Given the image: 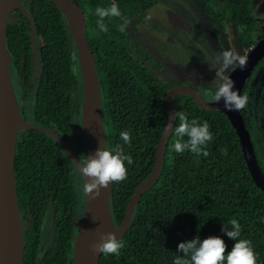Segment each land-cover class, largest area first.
<instances>
[{"label": "trees", "instance_id": "obj_1", "mask_svg": "<svg viewBox=\"0 0 264 264\" xmlns=\"http://www.w3.org/2000/svg\"><path fill=\"white\" fill-rule=\"evenodd\" d=\"M20 1L24 9L15 7L10 12L5 41L21 114L52 128L83 159L82 85L72 33L52 0ZM79 1L100 81L105 141L109 148L123 146L133 158L127 165V179L110 184L111 212L118 225L135 187L153 169L168 115L165 93L169 84L160 81L151 68L160 63L130 33L155 0ZM197 1L214 29L231 24L244 48L264 33L253 0ZM112 3L119 6L122 17L106 19L108 31L101 32L95 9ZM204 88L205 93L215 91L209 85ZM173 103L175 113L183 111L190 120L208 122L213 134L207 145L209 155L175 153L172 145L178 120H174L159 176L141 194L130 225L119 238L124 247L119 255L101 253L98 264H173L176 256L183 255L177 252L179 243L196 237L220 236L231 251L236 241L222 228L232 219L241 225L239 239L249 240L257 264H264V190L249 171L229 118L223 111L201 108L184 93L175 96ZM122 131L130 133V146L120 139ZM14 170L23 264H73L72 238L83 210V195L76 189L80 179L76 165L55 137L27 127L18 132ZM47 222L51 233L46 240L43 226Z\"/></svg>", "mask_w": 264, "mask_h": 264}, {"label": "water", "instance_id": "obj_2", "mask_svg": "<svg viewBox=\"0 0 264 264\" xmlns=\"http://www.w3.org/2000/svg\"><path fill=\"white\" fill-rule=\"evenodd\" d=\"M63 12L69 29L72 33L82 85V99L80 108L81 129L85 142L86 155L94 154L99 147L104 146L105 124L103 120V106L100 81L93 51L86 33V18L79 0H52ZM22 9L20 0H0V214L6 208H12L20 217L17 200L16 180L14 170V156L18 132L21 128L34 127L48 132L61 143L70 159L79 163V158L72 147L52 128L42 127L32 122L31 117L25 119L20 111L19 100L13 77L10 70V55L5 41L6 24L10 12L15 8ZM34 37V36H33ZM248 57V64L244 70L237 69L229 73L235 82V89L242 93L243 86L258 61L264 56V34L244 54ZM187 94L204 109L223 111L229 118L237 133L249 171L256 184L264 190V170L258 160L251 135L242 118L241 112L230 111L224 107V102H214L207 99L198 85L174 84L166 90L165 106L167 121L159 139L155 162L152 171L134 189L128 201L121 222L116 225L111 212L110 186L102 190L100 196L92 198L83 196V211L80 219H76V232L73 235V264H98L101 253H95L92 246L100 242L101 237L108 232H114L121 238L130 225L135 204L141 194L156 181L159 176L165 147L172 130L175 119L170 116L175 114L173 99L179 94ZM22 119L23 124L16 125V120ZM74 163V162H73ZM75 164V163H74ZM76 165V164H75ZM112 225L100 230L102 223L107 218ZM21 223V240L18 255L14 264H23V235ZM0 235L2 230L0 226Z\"/></svg>", "mask_w": 264, "mask_h": 264}, {"label": "clouds", "instance_id": "obj_3", "mask_svg": "<svg viewBox=\"0 0 264 264\" xmlns=\"http://www.w3.org/2000/svg\"><path fill=\"white\" fill-rule=\"evenodd\" d=\"M95 15L98 17L97 25L101 32L108 31L106 19L122 17L116 3H112L109 7H97ZM127 23L125 20V25ZM205 62L210 65V71L215 70V78L212 82L215 91H208L205 95L214 102L223 100L224 107L230 111L244 110L248 104V96L235 89V82L229 73L237 69L244 70L248 64L247 55L240 54L231 48L222 49L215 52L212 61L205 60ZM172 119L178 120L174 128L176 139L172 150L178 154L188 151L196 156L207 157L209 155L207 145L213 140L208 122L200 123L196 119L190 120L183 111L170 116L169 127H171ZM120 139L124 144L131 145V135L128 131H122ZM73 162L76 164L80 177L76 185L77 191L86 197L91 195L94 199L100 196L102 190H107L110 184L127 179V165L133 163V158L125 153L123 146L116 145L114 148H109L104 141V146L97 148L94 154L80 158L79 163ZM229 225H225L222 231L236 241L231 251H227L228 246L220 236H209L203 240L196 237L179 243L177 252L183 255L176 256L173 264H225V261L226 264H257L251 242L239 239L241 236L239 221L232 219ZM123 247L124 244L117 238L116 233L108 232L101 237L100 242L92 246V250L104 255H119Z\"/></svg>", "mask_w": 264, "mask_h": 264}, {"label": "rangeland", "instance_id": "obj_4", "mask_svg": "<svg viewBox=\"0 0 264 264\" xmlns=\"http://www.w3.org/2000/svg\"><path fill=\"white\" fill-rule=\"evenodd\" d=\"M253 11L264 30V0H253ZM144 14L145 22L138 25L137 34L144 36L152 55L161 60L166 73L177 83L213 87L215 70L210 71L205 60L212 61L215 52L222 49L246 52L237 42L233 27L227 23L222 30L214 29L197 0H155ZM257 66L255 69H262L259 92L250 108L253 116H247L243 110L241 114L264 167V57ZM155 75L160 81L167 79ZM50 233L51 225L47 222L43 226L44 239H49Z\"/></svg>", "mask_w": 264, "mask_h": 264}, {"label": "bare ground", "instance_id": "obj_5", "mask_svg": "<svg viewBox=\"0 0 264 264\" xmlns=\"http://www.w3.org/2000/svg\"><path fill=\"white\" fill-rule=\"evenodd\" d=\"M16 125L23 124L22 119L16 120ZM100 230H105L112 225L108 217L102 223ZM0 264H14V258L18 255L19 242L21 240V223L17 212L12 208H6L0 214Z\"/></svg>", "mask_w": 264, "mask_h": 264}, {"label": "flooded vegetation", "instance_id": "obj_6", "mask_svg": "<svg viewBox=\"0 0 264 264\" xmlns=\"http://www.w3.org/2000/svg\"><path fill=\"white\" fill-rule=\"evenodd\" d=\"M146 10V9H145ZM145 10H144V12H145ZM144 12H143V16L140 18V20H139V22L133 27V29H130V33L132 34V36L134 37V38H138L144 45H145V47L149 50V52L151 53V51H150V47H149V45L147 44V42H146V40L144 39V36L142 37L141 35H138L137 34V28H138V25L139 24H142V23H144L145 22V19H146V15L144 14ZM227 24V23H226ZM226 24H225V27H226ZM230 24V23H229ZM261 24H262V21H261ZM231 25V24H230ZM224 27V28H225ZM224 28H219L218 30H222V29H224ZM233 31H234V29H233ZM234 33L236 34V37H237V33L234 31ZM33 34V33H32ZM264 34V33H263ZM237 42H238V40H237ZM32 43H33V50H34V53H35V64H36V69H37V75H39V65H38V58H37V53H36V47H35V38L34 37H32ZM239 43V42H238ZM255 44V43H254ZM253 44V45H254ZM239 45L241 46V48H243V49H246V52L249 50V48H244L240 43H239ZM252 45V46H253ZM245 52V53H246ZM244 53V54H245ZM243 54V55H244ZM151 55H152V53H151ZM155 57V56H154ZM264 57V56H263ZM262 57V58H263ZM156 58V57H155ZM261 58V59H262ZM261 59L258 61V63L261 61ZM156 60L160 63V66L159 67H156V68H154V67H152L151 66V68H153V71H154V75L155 74H158V75H164V76H167V79H164L163 81L164 82H166V83H170L169 81H172V80H174L172 77L173 76H171L170 74L168 75L167 73H166V70L164 69V64L161 62V60H158L157 58H156ZM258 63L255 65V67L258 65ZM255 67H254V71L252 70V72H251V74L249 75V77L247 78V80H246V82H245V84H244V86H243V89H242V94H246L247 96H248V104H247V106H246V108L243 110L245 113H246V115L247 116H253V115H251L250 114V108H251V104H252V101L256 98V96H257V93L259 92V82L261 81V78H260V76H261V69L262 68H259L258 70H257V68L255 69ZM258 67V66H257ZM156 76V75H155ZM157 77V76H156ZM158 78V77H157ZM159 79V78H158ZM174 84H178L175 80L172 82V84H169V87L170 86H172V85H174ZM205 87V86H204ZM168 89V88H167ZM201 89V91L203 90V91H205V88H200ZM204 96L207 98V99H211L210 97H208V96H206L205 94H204ZM20 101V100H19ZM256 101V100H255ZM19 105H20V102H19ZM77 217H79L78 215H77Z\"/></svg>", "mask_w": 264, "mask_h": 264}]
</instances>
